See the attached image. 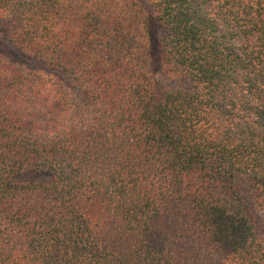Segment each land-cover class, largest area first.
<instances>
[{"label":"trees","instance_id":"1","mask_svg":"<svg viewBox=\"0 0 264 264\" xmlns=\"http://www.w3.org/2000/svg\"><path fill=\"white\" fill-rule=\"evenodd\" d=\"M146 1L0 0V264H264V0Z\"/></svg>","mask_w":264,"mask_h":264},{"label":"rangeland","instance_id":"2","mask_svg":"<svg viewBox=\"0 0 264 264\" xmlns=\"http://www.w3.org/2000/svg\"><path fill=\"white\" fill-rule=\"evenodd\" d=\"M140 1L145 11L147 12V14H150L148 18H149V27L151 29L150 31L151 34H154L157 38L160 39L164 35V33H163V30L159 27L155 19L154 7H152L149 1H146V0H140ZM8 33H9L8 24L6 20L3 18V15L0 14V52H6L12 49L8 45V41H7ZM6 55H10V54H6ZM14 56L17 57L15 53H14ZM14 56H9V57H14ZM159 79L161 80V85L163 86H167L169 88H174L176 86L170 81H168L167 79H165L164 76H160ZM19 179L28 181V182H45V181H48L49 177L44 174L30 173V174L20 175ZM237 187L241 190L245 208L247 210L248 215L250 216L251 220L253 221L255 225V229H256L258 236L264 240L263 238L264 237V211L262 210L260 211L259 208L256 207L254 203V199H253L254 196L252 195L251 189L246 183H244L243 180L237 181Z\"/></svg>","mask_w":264,"mask_h":264}]
</instances>
